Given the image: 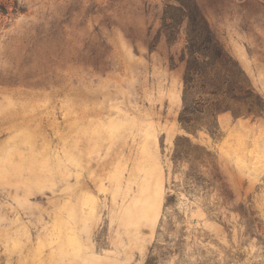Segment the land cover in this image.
Listing matches in <instances>:
<instances>
[{
  "label": "rangeland",
  "instance_id": "obj_1",
  "mask_svg": "<svg viewBox=\"0 0 264 264\" xmlns=\"http://www.w3.org/2000/svg\"><path fill=\"white\" fill-rule=\"evenodd\" d=\"M183 1L0 0V264H264V0Z\"/></svg>",
  "mask_w": 264,
  "mask_h": 264
},
{
  "label": "trees",
  "instance_id": "obj_2",
  "mask_svg": "<svg viewBox=\"0 0 264 264\" xmlns=\"http://www.w3.org/2000/svg\"><path fill=\"white\" fill-rule=\"evenodd\" d=\"M179 5H168L166 8V12H164L163 16V22L166 24L167 20L172 19L171 14L169 12L173 11L177 14H182L187 6H190L183 0H178ZM168 10V11H167ZM199 20L197 22L194 21V23H190V29L188 30V43L187 48L189 50V56L194 61V73L196 71L197 64L208 62L211 64V66H214L216 63L220 62L226 65H235L234 61H232V58L229 56V54L225 51L223 45L220 43V41L216 38L212 30L209 28L206 20L202 15L199 14L198 16ZM177 24L172 25L173 27H176ZM175 29V28H174ZM203 42H206L204 44ZM236 66V65H235ZM191 71L190 67L188 65V69L184 78V83L186 86V90L189 88L192 77L190 76ZM228 86L229 92L231 90H242V83L239 80L232 81V82H221L220 84H211V87L214 88V94H210L212 98H210L208 101L201 99L199 97L198 99L194 100V116L196 114H201L204 110H206L208 107V113L211 115L213 120L209 122L206 125V130L208 133L213 137L218 136V126L215 121L216 115L221 112L228 109H231L229 104L227 103L226 99L231 98L237 101V99H242L243 94H216L218 91H221V89L224 87V85ZM195 86V84H194ZM249 95V94H248ZM184 101H185V107L183 108L182 112L180 113L179 121L182 123V125L189 129V120H186V115L189 112L188 108V100H187V94H184ZM233 114H236L235 110H232ZM195 121V118H194ZM196 126L194 124V129H196ZM159 207V206H158ZM157 207V209H158ZM144 215H146V210H141ZM156 212L153 215L152 222H155L156 220ZM146 264H149V262H146Z\"/></svg>",
  "mask_w": 264,
  "mask_h": 264
}]
</instances>
